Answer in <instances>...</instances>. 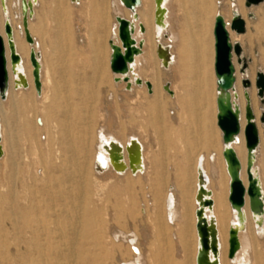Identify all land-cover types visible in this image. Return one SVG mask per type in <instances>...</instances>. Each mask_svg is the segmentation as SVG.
<instances>
[{
  "label": "bare ground",
  "instance_id": "obj_1",
  "mask_svg": "<svg viewBox=\"0 0 264 264\" xmlns=\"http://www.w3.org/2000/svg\"><path fill=\"white\" fill-rule=\"evenodd\" d=\"M81 1L68 0L74 7H80ZM150 1L149 5H145V0H140V5L134 12H131L122 6L120 0H111L110 8L114 22L111 39L108 43V63L112 52L110 42L121 49L116 17H122L133 26L131 37L135 41L136 47L139 48V52L128 64L127 82H124L123 75L112 73L110 70L112 81L116 87L120 88V100L123 97L131 103L134 101L136 103V100L150 97L153 93V86L143 77V70L150 71L156 64L169 77L161 85L160 90L174 104L169 108L168 115L175 124L177 121L175 111L177 99L174 81L179 77L176 51L178 34L176 23L172 20L175 4L172 0ZM23 3L27 8L26 27L23 25ZM39 3L40 0H0V38L4 45L7 74V89L4 97L0 98V165L6 166L4 161L7 157L5 113L14 103L16 96L29 93L32 95L34 103L42 101L50 103L49 113L53 117L51 128L57 137L54 140L55 160H58L60 165L45 166L40 164L41 167L35 169L32 176L26 179V173H22L25 177L16 183V169L14 163L11 162V173L6 178L7 210L0 213V226H4L5 231L11 236L10 240H6V243L14 249L15 253L2 260L0 264H166L163 259V251L168 239V232L174 231L177 224L185 223L188 220H192L193 225V249L188 248V244L185 250H177V254L180 258L182 255L185 257L180 264H197L200 240L196 229L198 219L195 212L199 208L202 210L201 215L207 226L213 229L216 239V256H213L209 251L207 253L210 263L214 261L217 264H264V153L260 150L254 112L252 115L258 145L251 155V175L257 180L262 197L263 211L261 215L256 216L250 212L246 194L244 195V205L239 211L231 207L228 201L230 176L222 155L223 150L228 146L233 150L240 165L239 179L246 190L248 185L246 176L247 150L243 135L247 105L245 94H247L250 109H252L253 94L256 93L257 96L256 87L253 86L254 75L249 68L242 70L241 65L237 63L236 56L232 55L234 84L233 90L230 91V100L233 105L239 108L240 130L233 142L224 144L222 133L218 129L221 136L219 153L211 151L208 155L200 154L197 157L194 166V189L191 200L193 209L191 211L186 206L188 202L178 180L172 182L166 175L168 168L165 164L166 154L161 152L154 153L151 157L148 156L150 144L155 149L154 141L150 138L154 136L148 137L142 126H135L134 122V126L124 127L128 132L122 139V129L119 124L114 128L106 126L110 121V115L107 113L110 112L105 111L106 101L102 97L97 104L96 113L100 118V125L95 131L94 151L90 163H87L85 157L84 139L78 141L80 150L77 152L78 154L75 153L76 141L70 122L71 119L79 115L78 110L73 109V96L80 97L81 90L71 86L73 76L71 80L65 66H60L56 71V80L52 78V70L46 59L42 41L32 36L30 31V22L34 18ZM220 4V10L215 16L220 15L223 18L231 44H238L242 47L244 42L242 35L229 27L231 20L234 17H239L242 13L239 0H229L228 6L225 2H220ZM249 6L252 5H246L244 1V7L248 8ZM140 8H142V12H138ZM259 18L263 20L264 14H261ZM149 20L153 24L152 42L143 26L144 22ZM5 23L10 27V39L14 52L19 58L15 65L10 62L8 36L4 30ZM26 33L31 39L30 43L26 41ZM23 39L27 44L22 42ZM158 46L164 49L160 55ZM31 53L34 54L38 64L39 92H36L35 87L33 89ZM240 59L243 61L241 54ZM235 61L240 65V68L235 65ZM164 62H166L165 66H163ZM254 63L258 72L264 75V52H260L259 56L254 58ZM245 79L250 82L251 89L242 87V81ZM137 80H140L141 83H137ZM145 83H149V89ZM164 87H167L168 90ZM135 88L136 90H134ZM142 90H144V96L139 97ZM218 95L219 92L215 87L214 123H216V98ZM262 97L257 96L259 99ZM108 100L113 101L112 94L108 95ZM91 104L93 105V103ZM159 108L157 106L156 110L159 111ZM111 115L114 114L111 113ZM260 118L264 119V113L260 115ZM260 118L259 122L264 123L260 121ZM143 120L150 121L153 126L157 123L164 127V117L162 116L159 117V120L150 117H145ZM34 125L37 130L42 131L43 135H40V139H46V135L49 134L44 133L46 119L42 113L34 118ZM262 126L264 127V124ZM166 133H168V129L161 128L160 137L162 138ZM149 135L151 134L149 133ZM132 145L135 146L131 147ZM131 163H137L133 170L130 166ZM87 169L92 173V181L89 183L85 182ZM75 174L79 176L78 179L73 178ZM0 178H4L2 173H0ZM110 181L122 184L109 186L108 182ZM134 183L138 184V193L134 190L136 188ZM139 197L147 198L142 207L138 206ZM205 200L210 201V205H205ZM189 212L191 214L188 215ZM144 218L151 219V228L143 223L150 230L148 234L145 231V234L139 236L135 232L134 226ZM231 229H234L236 233L238 247L230 259L228 258V239ZM153 230L154 235H151L150 231ZM147 237L151 239L148 240V247H144L147 242L143 243V240L146 241ZM173 237L176 243L175 233H173ZM179 243L178 241V248Z\"/></svg>",
  "mask_w": 264,
  "mask_h": 264
},
{
  "label": "rangeland",
  "instance_id": "obj_2",
  "mask_svg": "<svg viewBox=\"0 0 264 264\" xmlns=\"http://www.w3.org/2000/svg\"><path fill=\"white\" fill-rule=\"evenodd\" d=\"M244 1L239 0L242 9L239 17L245 24L244 33L241 34L244 39L243 45L240 47L241 58L246 63L245 68H249L255 77L258 70L254 58H257L260 52H264V19L259 18L261 14H264V1L248 8L244 7ZM172 2L175 4L172 20L176 23L178 34L176 51L179 71V77L174 81L177 99V104H175L177 121L175 124L168 115L169 108L174 104L160 90L161 85L169 77L156 64L150 71L143 70V77L153 86L152 95L147 96L146 99L136 100V103L135 101L131 103L123 97L120 100V88L116 87L112 81L108 63V43L111 39L114 22L110 8L111 0H82L80 7L72 6L68 0H40L34 18L30 22V31L32 36L42 41L46 59L52 70V78L56 80V71L60 66H65L71 80L73 76L71 86L81 90L80 97L73 96V109H77L79 115L71 119L70 122L72 134L76 141L75 153L78 154L77 152L80 150L78 141L84 139L86 144L85 157L87 163H90L94 151L95 131L100 125V118L96 113L97 104L102 97L106 101L105 105L107 104L109 107L104 105L105 111L110 112L107 113L110 115L109 123L112 121L106 126L114 128L119 124L122 129V139L126 137L128 132L126 128L129 125L134 126V122L135 126H142L148 137L154 136L150 138L154 141L155 149L150 144L148 156L151 157L154 153L161 152L166 154L165 164L168 167L166 175L172 182L178 180L188 202L186 206L188 210L192 211L191 200L196 159L200 154L208 155L211 151L218 153L220 151L221 136L216 123H214L216 86L213 73L212 27L215 14L221 7L220 2H225L228 6L229 0H172ZM150 3V0H145V5ZM138 12H142V8ZM143 26L152 42V21H145ZM22 42L27 44L24 39ZM235 65L240 68L236 61ZM249 88L251 89V84ZM109 94H112L113 101L108 100ZM143 96L144 90L139 93V97ZM14 100V103L5 113L7 157L4 161L6 166L0 165V173L4 177L0 178V184L2 183L0 185V213L7 210L5 201L6 178L11 173V162L14 163L16 169V183L25 177L23 175L25 173L26 179L32 176L35 173L34 170L41 167L40 164L45 166L60 165L59 161L55 160L56 146H54V140L57 137L51 128L53 117L49 113L50 103L45 101L34 103L30 93L18 95ZM251 105L253 109L251 111L254 112L253 115L256 119L255 125L258 127L260 150L264 153V127L262 126L264 123L259 122L260 115L264 113V94L262 99L257 98L256 93L253 94ZM157 106L160 107L159 111L156 110ZM40 113L46 119V131L44 133L49 134L44 140L40 139V135H43L42 131L37 130L34 125V118ZM160 116L164 117V127L157 123L153 126L150 121L143 120L145 117L159 120ZM161 128L168 129V133L162 138L160 137ZM174 135L176 136L174 137ZM88 169L85 174L86 183L92 181V173ZM78 177L77 174L73 175L74 179H78ZM120 184L122 183L117 181L108 182L109 186ZM135 187L134 190L138 193V184ZM138 200V206L142 207L147 198L139 197ZM189 214L191 213L189 212ZM143 223L151 228V219L144 218L143 221L134 226V230L139 236L148 234L150 230ZM150 232L151 235H154V230ZM140 233L142 234L140 235ZM173 233L177 237L176 243ZM10 238L11 236L5 231L4 226H0V262L15 253L14 249L6 243V240H10ZM147 238L146 241L143 240V243L147 242L144 247H148V240L151 239L150 237ZM178 241L180 242L179 248ZM193 241L192 220L177 224L174 231L168 232V239L163 251L165 263H182L185 257L182 255L180 258L177 250H185L188 244V248L193 249Z\"/></svg>",
  "mask_w": 264,
  "mask_h": 264
},
{
  "label": "water",
  "instance_id": "obj_3",
  "mask_svg": "<svg viewBox=\"0 0 264 264\" xmlns=\"http://www.w3.org/2000/svg\"><path fill=\"white\" fill-rule=\"evenodd\" d=\"M263 0H245L246 5H257ZM122 6L134 12V10L140 5V0H120ZM26 5L22 4V14L23 25L26 27ZM116 22L118 23V39L120 41L121 49L117 45H114L110 42L111 56L109 62V68L112 73L123 75L124 82H127V73H128V64L132 62L133 56L139 52V48L136 47L135 41L132 39L131 34L133 33V26L124 18L116 17ZM229 27L231 30L236 33H244V21L240 17H234ZM4 30L8 36V48L10 52V62L12 65L18 63V56L14 52V47L10 39V27L5 23ZM142 30V27H140ZM213 49H214V62H213V72L216 78V89L219 92V95L216 98V125L222 133V141L224 144H229L234 141V138L239 133V108L236 105H233L230 100V91L233 90L234 84V66L232 63V55L236 56L237 63L241 65V69H245L246 63L240 59L241 48L238 44H231L226 25L223 21V18L220 15H216L214 18L213 24ZM26 41L31 42L29 35L26 33ZM164 51L161 46H158V54ZM166 55L164 54V57ZM30 62L32 65V77L33 83L36 92L40 91V82L38 75V64L34 58V54H30ZM5 57H4V45L2 39L0 38V98L4 97L5 91L7 89V74L5 68ZM166 65V62L163 63V66ZM117 80V79H115ZM141 83L140 80L136 81ZM149 89V83H145ZM257 96L262 97L264 93V75L257 72L255 74V82ZM250 82L245 79L242 81V87L248 88ZM166 90L167 87H164ZM246 101L247 105L245 107V119L246 125L244 128V140L245 147L247 150V164H246V176H247V189L245 190L242 186V183L239 179V162L233 152V150L228 146L226 147L222 155L226 161L228 172L230 176V185H229V196L228 201L231 207L239 211L244 205V195L248 196L249 210L252 214L259 216L263 211V201L260 193V189L257 185V180L251 175V155L253 150L258 145V137L253 123V115L250 109L248 102L247 94ZM261 122H264L263 118H260ZM113 146H116L112 144ZM132 145L131 147H134ZM113 158L111 157V160ZM114 161V160H113ZM137 163H131V169L133 170L134 165ZM99 168V166H98ZM104 168V167H103ZM124 170V169H122ZM200 191H202L200 189ZM205 205H210V201L205 200ZM197 217L196 229L199 234L200 240V251L197 256V264H217L210 263L208 260L207 253L211 252L213 256H216V239L213 229L209 228L206 224L204 217H202V210L199 208L195 212ZM229 250L228 258H232L237 250L238 244L236 239V233L234 229L229 231Z\"/></svg>",
  "mask_w": 264,
  "mask_h": 264
},
{
  "label": "crops",
  "instance_id": "obj_4",
  "mask_svg": "<svg viewBox=\"0 0 264 264\" xmlns=\"http://www.w3.org/2000/svg\"><path fill=\"white\" fill-rule=\"evenodd\" d=\"M95 16V15H94ZM93 18V17H92ZM103 68H104V63H103Z\"/></svg>",
  "mask_w": 264,
  "mask_h": 264
}]
</instances>
